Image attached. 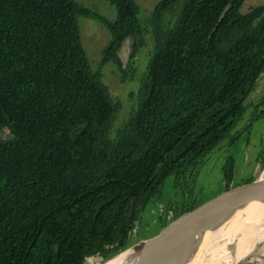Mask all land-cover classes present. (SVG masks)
<instances>
[{
	"label": "trees",
	"instance_id": "1",
	"mask_svg": "<svg viewBox=\"0 0 264 264\" xmlns=\"http://www.w3.org/2000/svg\"><path fill=\"white\" fill-rule=\"evenodd\" d=\"M111 1L115 20L78 0H0V264L112 258L135 244L139 215L168 177L237 139L264 71V4L245 12L246 0H161L138 106L112 137L121 103L92 67L79 16L106 21L103 61L121 67L124 41L136 38L135 55L146 28L136 0ZM234 162L224 164L226 188Z\"/></svg>",
	"mask_w": 264,
	"mask_h": 264
},
{
	"label": "rangeland",
	"instance_id": "2",
	"mask_svg": "<svg viewBox=\"0 0 264 264\" xmlns=\"http://www.w3.org/2000/svg\"><path fill=\"white\" fill-rule=\"evenodd\" d=\"M101 17L115 20L118 8L111 0H78ZM140 6L139 18L145 26L144 42L134 55L136 38L131 36L121 51L122 67L114 60L104 63V50L110 44L113 34L106 21L98 16L80 15L82 38L92 67L101 71L113 97L121 103L111 128V136L117 133L129 121L139 103V87L142 76L156 50V35L152 17L161 0H136ZM264 4V0H246L243 11L248 12L254 6ZM183 3L168 12L163 20L167 29L172 27L180 14ZM247 111L243 120L234 130L237 139L221 142L203 163L189 169L178 177L171 175L161 192L153 197L140 213L133 230L132 240L137 243L161 233L171 222L183 214L188 207L200 208L223 195L233 196L245 186L252 184L264 171V71L257 85L246 100ZM3 138H12L9 128L1 132ZM234 158V178L230 188H226L223 168L228 158ZM183 212V213H182ZM104 262L101 254L89 258V264ZM241 264H264V253L258 248Z\"/></svg>",
	"mask_w": 264,
	"mask_h": 264
},
{
	"label": "water",
	"instance_id": "3",
	"mask_svg": "<svg viewBox=\"0 0 264 264\" xmlns=\"http://www.w3.org/2000/svg\"><path fill=\"white\" fill-rule=\"evenodd\" d=\"M230 7L231 4L226 7L220 20ZM130 37L124 41L119 51L120 57ZM257 179L236 195H223L207 205L188 211L173 220L158 235L143 239L115 256L134 249L137 253L134 264H161L164 260L193 256L205 242L208 234L218 233L233 221L246 218L256 204L264 205V194L255 197L252 195Z\"/></svg>",
	"mask_w": 264,
	"mask_h": 264
},
{
	"label": "bare ground",
	"instance_id": "4",
	"mask_svg": "<svg viewBox=\"0 0 264 264\" xmlns=\"http://www.w3.org/2000/svg\"><path fill=\"white\" fill-rule=\"evenodd\" d=\"M264 194V171L253 187L252 195ZM264 205L256 204L246 218L225 226L218 233L208 234L199 250L185 259L164 260L161 264H241L252 251L262 248L264 253ZM134 249L101 264H134Z\"/></svg>",
	"mask_w": 264,
	"mask_h": 264
}]
</instances>
